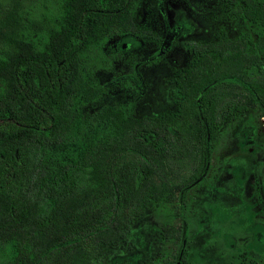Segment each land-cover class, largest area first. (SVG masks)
<instances>
[{
    "label": "trees",
    "instance_id": "obj_1",
    "mask_svg": "<svg viewBox=\"0 0 264 264\" xmlns=\"http://www.w3.org/2000/svg\"><path fill=\"white\" fill-rule=\"evenodd\" d=\"M217 1L253 30L184 40L170 105L137 115L105 100L134 76L104 84L96 68L113 37H147L140 0H0V264H110L150 213L160 227L151 264H191L187 193L215 142L251 109L264 115V0ZM176 15L174 27L165 16L162 53L193 30L185 10Z\"/></svg>",
    "mask_w": 264,
    "mask_h": 264
},
{
    "label": "rangeland",
    "instance_id": "obj_2",
    "mask_svg": "<svg viewBox=\"0 0 264 264\" xmlns=\"http://www.w3.org/2000/svg\"><path fill=\"white\" fill-rule=\"evenodd\" d=\"M224 6L217 0H140L135 20L139 30L148 31L147 37H113L99 54L101 65L96 68V75L102 83L107 84L122 75L134 76L108 85L105 100L120 102L137 115L165 110L171 102L167 81L179 64L189 61L184 40L211 38L222 29L233 35L253 30L246 22L230 18ZM183 9L189 17L186 16V30L188 26L193 30L187 31L185 39H176L170 50L162 53L167 34L166 17L175 26L182 21V15L176 14ZM257 163H260V179L263 180L264 115L256 107L231 132L215 142L206 178L187 193L186 212L191 231L184 249L191 264H239L238 258L244 251L254 255V259L243 257L245 261L240 264H264V245L260 244L263 241L257 240L252 227L255 225L258 232L264 233V222H261L264 206L257 203L253 193V166ZM245 165L251 171L243 177L237 169ZM229 220L235 228L240 221L246 228L252 227L242 234L240 245L233 248L218 240L233 239L231 232H225ZM159 232V224L150 213L148 219L139 221L134 227L133 249L115 251L110 264H151V258L158 257L156 254L160 251Z\"/></svg>",
    "mask_w": 264,
    "mask_h": 264
},
{
    "label": "flooded vegetation",
    "instance_id": "obj_3",
    "mask_svg": "<svg viewBox=\"0 0 264 264\" xmlns=\"http://www.w3.org/2000/svg\"><path fill=\"white\" fill-rule=\"evenodd\" d=\"M170 23V22H169ZM170 26L171 27H174L173 25H171L170 23ZM166 30H167V26H166ZM162 49V48H161ZM170 50V49H169ZM261 165H263V163H261ZM209 167H210V160L208 161V166H207V170L205 172V175H207L208 173V170H209ZM260 163H257L253 166L254 170H255V174H254V190H253V193H254V197L255 199L257 200V203L261 204L264 206V174H263V180L260 179L262 177L261 175V170H260ZM244 168L245 169V173H242V176L244 177V174H246L247 172L251 171L249 166L245 165L244 167H241L240 169ZM238 170V169H237ZM261 180V181H260ZM186 210H188L187 208V202H186ZM186 215L188 217V214L186 212ZM189 218V217H188ZM232 220H229L228 224H229V227L228 228H225V232H231L232 236H233V239H230V242H231V248H233L234 246H236V244H239L241 243V239H242V234H244L245 231H250V228L253 227V230L255 231L256 233V236H257V240L258 241H263V242H259L260 244H263L264 245V233L262 232H258L257 229L255 228V225H253L252 227L250 228H246V226L243 225V223L240 221V224L237 226V228H235L231 222ZM261 222H264V219H261ZM242 226V228H241ZM235 233V234H234ZM238 233V234H237ZM238 235V236H236ZM221 237V235L219 236ZM187 240V239H186ZM185 240V241H186ZM220 241H222V239H218ZM241 240V241H240ZM250 241H248L249 243ZM233 246V247H232ZM254 255H249L246 251L242 252V255H241V258L243 257H246V258H249V259H254L253 257ZM188 264V263H187Z\"/></svg>",
    "mask_w": 264,
    "mask_h": 264
}]
</instances>
